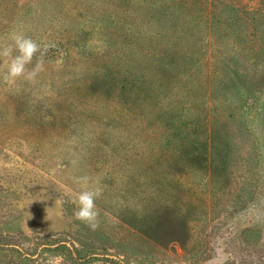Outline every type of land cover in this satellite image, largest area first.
<instances>
[{"label":"rangeland","instance_id":"rangeland-1","mask_svg":"<svg viewBox=\"0 0 264 264\" xmlns=\"http://www.w3.org/2000/svg\"><path fill=\"white\" fill-rule=\"evenodd\" d=\"M142 1L0 0V43L55 45L0 77V264H264V0L176 28Z\"/></svg>","mask_w":264,"mask_h":264},{"label":"clouds","instance_id":"clouds-1","mask_svg":"<svg viewBox=\"0 0 264 264\" xmlns=\"http://www.w3.org/2000/svg\"><path fill=\"white\" fill-rule=\"evenodd\" d=\"M10 44L0 43V58H5L7 63L5 69L0 71V77L6 82L15 83L19 78L29 82H35L40 73L45 71V56L53 44L38 43L23 32L10 34ZM39 53V55H37ZM35 64L29 68V65ZM62 61H58V64ZM75 182L82 185V189L76 193L71 201L76 206L73 215L90 229L99 227V209L96 200L102 195V188L99 187L100 179L95 180V186H90L91 178L88 176L76 177ZM46 211V209H45ZM47 213V211H46ZM45 219L50 220L45 216ZM46 264H59L58 257H49Z\"/></svg>","mask_w":264,"mask_h":264},{"label":"trees","instance_id":"trees-1","mask_svg":"<svg viewBox=\"0 0 264 264\" xmlns=\"http://www.w3.org/2000/svg\"><path fill=\"white\" fill-rule=\"evenodd\" d=\"M224 6H226L230 2H225ZM141 5L136 6L137 8H147L148 12L152 15L157 17H162L159 20V23H164L167 26H172L176 28L177 26H181L184 23H191L193 20L196 21H203V24L206 25L211 22L213 17L217 18V16L226 10V7H221L216 5V0H143ZM223 3V2H222ZM234 9H239V7H234ZM155 19V18H154ZM200 19V20H199ZM192 20V21H191ZM191 21V22H190ZM224 22L226 20L224 19ZM197 22H195L196 24ZM158 27V26H157ZM160 28V27H159ZM179 28V27H178ZM64 248L67 251L70 249L68 248L67 244L62 240L56 246V249ZM76 250V249H75ZM77 253L82 251L81 248H78ZM91 251H86L81 254V258L83 260L90 259L92 257Z\"/></svg>","mask_w":264,"mask_h":264}]
</instances>
